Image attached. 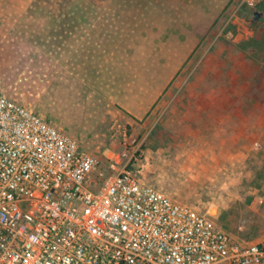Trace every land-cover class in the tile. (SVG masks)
Returning <instances> with one entry per match:
<instances>
[{
	"label": "rangeland",
	"instance_id": "rangeland-1",
	"mask_svg": "<svg viewBox=\"0 0 264 264\" xmlns=\"http://www.w3.org/2000/svg\"><path fill=\"white\" fill-rule=\"evenodd\" d=\"M0 0V95L97 160L264 240V0ZM98 188V187H97Z\"/></svg>",
	"mask_w": 264,
	"mask_h": 264
},
{
	"label": "built area",
	"instance_id": "built-area-1",
	"mask_svg": "<svg viewBox=\"0 0 264 264\" xmlns=\"http://www.w3.org/2000/svg\"><path fill=\"white\" fill-rule=\"evenodd\" d=\"M97 165L0 95V264H264V240L233 237L130 172L100 182Z\"/></svg>",
	"mask_w": 264,
	"mask_h": 264
},
{
	"label": "water",
	"instance_id": "water-1",
	"mask_svg": "<svg viewBox=\"0 0 264 264\" xmlns=\"http://www.w3.org/2000/svg\"><path fill=\"white\" fill-rule=\"evenodd\" d=\"M253 18L250 20V22L253 24L261 19H264V12L263 11H255L253 13Z\"/></svg>",
	"mask_w": 264,
	"mask_h": 264
},
{
	"label": "crops",
	"instance_id": "crops-1",
	"mask_svg": "<svg viewBox=\"0 0 264 264\" xmlns=\"http://www.w3.org/2000/svg\"><path fill=\"white\" fill-rule=\"evenodd\" d=\"M230 0H223V5H221L220 7L217 8L218 11L220 10H223L226 6H227V3L229 2Z\"/></svg>",
	"mask_w": 264,
	"mask_h": 264
}]
</instances>
